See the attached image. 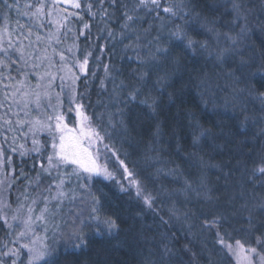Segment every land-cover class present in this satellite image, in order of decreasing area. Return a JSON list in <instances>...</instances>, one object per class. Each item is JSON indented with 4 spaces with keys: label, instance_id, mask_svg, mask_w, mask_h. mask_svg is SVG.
I'll return each mask as SVG.
<instances>
[{
    "label": "trees",
    "instance_id": "16d2710c",
    "mask_svg": "<svg viewBox=\"0 0 264 264\" xmlns=\"http://www.w3.org/2000/svg\"><path fill=\"white\" fill-rule=\"evenodd\" d=\"M43 1L48 0H0V14L30 15L32 8ZM77 2L79 8L72 5L66 9L60 5L62 2L55 1V8L65 20L52 49L64 51L72 61L73 57L81 61L85 53H91L87 73L78 75L74 87L78 97L85 93L77 102L85 105L94 126L100 127L101 135L104 130L110 134L98 145H101L100 163H107L115 179L71 176L66 179L64 190L69 197L75 192L77 199L65 198L59 211H55L58 201L48 205L52 211L46 216L51 222L46 243L54 247L57 264H223L220 254V261L217 255H208V249L214 252L216 249L211 247L215 241L209 239L207 230L212 233L219 230L221 235L227 231L233 240L244 237L254 245L253 234L243 228L247 226L249 210L254 221L264 222V212L255 207L264 204V185L260 183L261 177L252 176L253 168L264 166V100L260 98V93H264V0H240L250 10L248 31L243 36H238L241 25L235 22L233 0H184L182 19L171 17L151 4L132 12L136 0H116L115 6L111 0ZM178 2L161 0L163 6ZM5 4L19 7L9 9ZM125 11L139 18L131 25L135 34L123 28ZM85 24L89 27L85 28ZM185 24L193 39L209 42L208 50L197 45H193V50L169 42V30ZM225 34L236 38L237 43L233 45ZM156 35H160V46L170 49L171 58L159 72L170 73L164 86L153 87L152 81L156 79L153 74L145 89V92L151 89L158 101L152 111L139 103L144 96L127 104L123 101L135 82V73L143 67L137 57L150 56L155 50ZM229 46L236 51L223 60L217 59V52ZM17 57L15 48L8 49L7 56L0 51L3 61L0 92L2 83L7 82L4 75L13 80L20 76ZM242 57L248 61L243 67ZM67 97L63 95L64 105ZM7 111L8 108L0 107V117ZM67 120L72 121L71 115ZM3 125L0 119V145L4 148L0 210L6 212L9 222L0 219V252L13 247L15 233L22 230L18 222L11 220L15 210L23 204L20 215L24 216L30 200L41 199L55 188L48 190L56 177L55 170L51 177L41 172V161L46 166L44 157L31 151L21 156L17 152L19 145L23 143L30 149L31 140L25 141L17 131H8ZM194 136L199 137L195 145ZM45 137L37 138L43 143ZM103 144L110 145L114 154L106 152ZM12 147L18 150L12 152ZM116 156L124 161L132 177L127 176ZM73 167L61 171L71 173ZM133 180L139 181L144 195L153 197L151 207L137 195ZM92 195L99 198L103 215L116 220L118 231L109 235L101 228L98 234L95 222L85 219L86 244L73 248L68 240L71 220L77 212L87 217ZM228 200L232 203H226ZM217 216L222 217L220 225L205 226V221ZM54 225H59V229ZM165 246L170 259L160 253ZM4 261L9 264V258Z\"/></svg>",
    "mask_w": 264,
    "mask_h": 264
},
{
    "label": "snow or ice",
    "instance_id": "6c2138e0",
    "mask_svg": "<svg viewBox=\"0 0 264 264\" xmlns=\"http://www.w3.org/2000/svg\"><path fill=\"white\" fill-rule=\"evenodd\" d=\"M165 2L167 3V0H165ZM101 3H103V0H101ZM111 3L115 6L116 0H111ZM149 4L162 10L164 13L170 14L171 17H180L181 19L183 18L184 9L186 7L184 0H179L178 3H170L168 6H163L161 0H136V4L132 7V12H135L137 8L147 7ZM4 6L9 9L12 7H19L18 4H5ZM26 6L31 7V5ZM75 7L79 8L80 4L77 2ZM91 7L92 6L89 4L88 8L91 9ZM122 7L127 8V5H122ZM232 10L235 13V22H240L241 25L238 36H243L248 31L247 22L250 10L246 9L240 0H233ZM42 12L43 6L41 5L36 8V11L33 12L32 15H39L42 14ZM104 14L107 16L108 12L105 11ZM93 15H95V13H93ZM157 15L159 16V12H157ZM123 17V28L129 29V31L135 34L136 29L131 27V25L135 24L139 18L135 15L129 14L127 11L123 13ZM84 27L88 28L89 25L85 24ZM161 28H163V25H161ZM209 31L212 30L209 29ZM225 35L227 39L231 40L233 45L237 43L236 38H233L228 34ZM136 39L139 40V37L137 36ZM153 40L156 42L154 45L155 50L151 52L150 56L147 59H142L139 56L137 57L143 67L135 73V82H133L130 90L126 93V100L123 102L125 104L135 102L137 101L138 96H144V99H141L139 103L144 104L152 111H155L158 102L157 98L152 96L151 89H148L147 92H145V89H147L149 82L152 80L153 74L156 75V79L152 81L153 87L162 88L164 86L170 73L164 71V74L160 75L159 72L161 71V66L171 58V51L168 47L160 46V35L153 37ZM168 40L169 42L184 44L189 49H193V45H197L204 50H208L210 47L207 40L200 41L193 39L187 30L186 24L176 25L174 30H169ZM11 47L12 44L10 42L8 48ZM3 51L7 56L8 49L5 48ZM16 51L21 53L20 59H23V52L20 49H16ZM235 51V47L231 49H221L216 54L217 59L223 60L226 55ZM90 55V52L85 53L82 61L73 57L75 63L78 65V70L81 73H87L88 56ZM59 56L62 61L66 59L62 52ZM0 63H3V61H0ZM173 63H176L174 59ZM240 63L243 67L247 65L248 61L242 57ZM64 67L66 68V73L64 76L60 77L61 92L65 91L63 81L70 80L72 82L67 88V105H64L60 93H57L56 95L57 103L55 105L52 104L51 94L47 91V88L55 79L51 73L47 74L48 83L46 85H42L39 82L36 85L37 89L43 88V91L30 90L22 80L19 83L21 88H23V91L21 88H16L11 94L5 92L4 99L0 100V107L11 109L12 105L15 104L19 108V111L12 113L11 118L0 117V119H4L3 126H6L8 131H16L17 129L23 131V129L27 127V131L23 132V136L25 138H31L32 147L30 149L26 148L25 144L19 145L20 155L25 156L29 151L34 152L38 154V156L44 157V160H46V166L43 161L40 163L42 173L51 177L52 171H56V177L52 180V183L49 184L48 188V190H51V188L55 186L56 189V196L53 197V199L58 201L55 211H59L60 204L65 198H70L73 201L77 199L75 192H72L69 197V193L63 190L66 179H69L71 176L81 178L82 174L86 173L87 176L84 178L89 180L93 177H102L107 180L115 179V173L109 170L107 163H100V160L102 159L101 150L97 147L98 144L103 143L106 136L110 138V134L107 130H104V135H101L100 127L98 125L94 126L92 117L85 111V105L77 102L80 97H85V93H80L79 97L77 96L74 86L75 81L78 80L79 77L75 75L71 67H68L67 65ZM23 75H25V78L27 77L26 73H23ZM40 79L43 80L44 77L41 76ZM237 79L239 78L237 77ZM260 98L264 100V93H260ZM33 108L39 110L43 114V118H40L39 116L29 118ZM49 111L52 112L51 115L47 114ZM118 111L122 114V110L118 109ZM21 113H23L25 118H21ZM69 115H71L72 123L77 125L76 127H69V123L67 122V117ZM5 117H7V113H5ZM119 123L122 124L123 120L119 121ZM109 126H111V116L109 117ZM197 127H199V125H197ZM42 132L47 133L43 143L37 138ZM13 139L15 140L16 138L14 137ZM198 140L199 137L194 136L193 144L195 145ZM5 142H7L6 135ZM85 145H87V147ZM103 148L106 152L114 154V150L110 145L103 144ZM90 149H95V154ZM17 150L18 149L15 147L11 148L12 152H16ZM3 157L4 148L0 145V166L4 163ZM10 159L11 157H8V160ZM116 160L123 167L127 176L132 177L133 174L128 171L127 165L124 164V161L119 160L118 156H116ZM68 166H74L71 173L61 171V169L67 168ZM33 167H35V165H33ZM11 171L14 172L15 169H11ZM21 175H24L23 172H21ZM39 175L40 173L37 174V186H39ZM252 176L261 177L260 183L264 185V166L253 168ZM3 183L4 181L0 180V184ZM132 183L136 186L137 195L144 200L146 205L151 207L153 197H151V195H144L139 181L133 180ZM185 184L188 185V181H185ZM8 187H11V183L8 184ZM80 187L87 188L86 185H80ZM25 199H27V197H25ZM43 199L45 206L35 218L33 217L34 209L31 206L27 208V215H20V210L24 208L23 204H20L11 216V220L13 222H18L22 230L15 233V239L12 241L14 246L8 248L7 251L0 252V264H5V257L9 258V264H18V262L19 264H57V253L55 252L54 247L46 243V236L40 237L36 234L35 226L38 222L43 225L45 231H47L46 216L52 211L48 206L49 198L45 196ZM31 203L32 205H35L36 200L33 199ZM5 207L9 208L11 205H5ZM255 207H258L261 212H264V204ZM54 214L55 213L53 212V215ZM0 219H3L6 224L9 222L6 212H3L2 210H0ZM85 219L95 222L97 225L95 231L98 234L100 233L101 228H103L104 232L109 235L118 231L119 226L117 225L116 220L110 216L103 215V207L99 198L92 195L87 217L84 218L82 212H77L71 220L72 230L68 234V240L71 242L73 248L78 249L86 244V241L83 239V228L87 226ZM77 220L79 223H77ZM246 220L247 226L243 228V231L253 234L255 239L254 245L249 242H243L241 239H235L234 243L230 242L232 240L231 234L227 231L225 232V235L228 236V239L226 240L225 235H221L219 230L216 232L217 240L215 243L220 246L222 251L234 258L235 264H264V222L254 221L251 210H249V215L246 217ZM65 223L67 224L68 222L66 221ZM221 223L222 217L219 216L214 217L211 221L204 222L205 226L208 228L218 226ZM9 226L11 227V225ZM54 227H56L57 230L59 229V225H54ZM257 233L259 234L257 235ZM16 244H18V246H15ZM164 251L168 252L169 249L165 246ZM21 257H23V259H21Z\"/></svg>",
    "mask_w": 264,
    "mask_h": 264
},
{
    "label": "rangeland",
    "instance_id": "374dc122",
    "mask_svg": "<svg viewBox=\"0 0 264 264\" xmlns=\"http://www.w3.org/2000/svg\"><path fill=\"white\" fill-rule=\"evenodd\" d=\"M55 1L62 2L64 5L62 3H60V5L66 8L68 6L75 5V3L79 0H55ZM55 1L48 0L47 2L43 1L44 3L41 2L42 4L40 5L37 4L36 6H34V8H32V12L30 15L27 12L22 13V14H17V13L12 14L11 13V16L7 12L4 15L0 14V51L3 52V49L5 48L7 49L15 48V52L18 55L16 63L19 65V70H20V76L18 77L17 80H13V78H11L8 74L4 75L5 77L4 79L7 82L4 81L2 83V90L0 92V100L4 99L5 92H8L9 94H11V92L14 89L21 88V85L19 82L22 80L24 81V84L29 87L30 90L43 91L44 90L43 88L37 89L36 85L38 82L42 85H46L48 83L47 74L51 73L52 76L55 77V79L52 81L51 85L47 88V91L51 94L52 104L55 105L57 103L56 101L57 93H60L61 99L63 98L64 94L68 96L67 88L72 83L70 80L63 81V86L65 88V91L61 92L60 77L64 76L66 73V68L64 66L67 65L68 67H71L76 76L82 74L78 70V65L75 63V61L74 60L72 61V59L70 58L67 59L64 51L62 53L64 54L66 59L62 61L59 56V54L61 53V50L52 49V45L55 42V38L60 31L59 28L63 25V21L65 20L64 17L63 19L61 18L59 11H57V8H55ZM41 5L43 6L42 14L35 15V16L32 15V13L36 11V8L40 7ZM33 17L35 18L37 17L39 20L37 21V19ZM22 28L25 29V31H23ZM18 30L21 32L18 33ZM220 41H222L221 38L219 39V42ZM10 42L12 44V47L8 48V45ZM16 49H20L23 52V59H20L21 53L19 51H16ZM229 49H230V46H229ZM71 54H73V52H71ZM23 73L27 74L26 78H25V75H23ZM41 76L44 77L43 80L40 79ZM21 90L23 91V88H21ZM2 109L4 110V107H2ZM15 111H19V108L17 105L13 104L12 108L8 109V111L6 112L7 117H5V114L3 115V117L11 118L12 113ZM47 114L51 115L52 112L49 111ZM38 116L40 118H43V114L39 110L33 108L31 112V116L29 118H35ZM21 118H25L23 116V113H21ZM68 123H69V127L77 126L74 123H72V121ZM3 124H4V119H3ZM16 131L20 135V138L23 139L25 138L23 136V132L27 131V127H25L23 131L19 129H17ZM43 135H47V133L42 132L39 134L38 137H42ZM27 139L31 140V138L29 137V138H25V141H27ZM30 145H31V142H30ZM85 146L87 147V145ZM97 147L101 149V145H97ZM90 150H92L95 154V149H90ZM17 152L20 153V150H18ZM83 175L84 177L87 176L86 173H83ZM191 188L194 189L193 186ZM46 196L49 198L48 205L51 203L55 204L57 200L53 199V197L56 196V189L54 188L52 191H48ZM35 200H36L35 205H32L31 200L29 201L30 203L28 204V207L31 206L34 209L33 211L34 218L35 216L40 214V210L44 208L45 206L43 198L35 199ZM228 202L232 203L230 200H228L226 203ZM27 208L24 212V215H27ZM49 223L51 222L47 221V231L49 228L48 227ZM35 228H36V234L38 236L48 237V232L45 231L44 226L41 225L39 222L37 223ZM207 232L210 234L208 237L211 241L217 240L216 232L212 233L209 230H207ZM234 240L232 239L230 242L234 243ZM241 240L243 242H249L244 237H242ZM211 247L212 248L214 247L216 251L214 252V251H211V249H208V255H214V256L217 255V258H218V255L220 254L223 257V264H235L234 258H232L226 252L222 251L218 244L212 243ZM160 251H161L160 253L162 254V257L166 255L164 258L165 259L169 258L167 252H165L163 248H161ZM171 259L173 258L171 257ZM218 261H220V258H218Z\"/></svg>",
    "mask_w": 264,
    "mask_h": 264
}]
</instances>
